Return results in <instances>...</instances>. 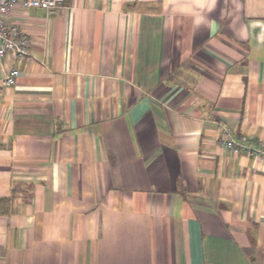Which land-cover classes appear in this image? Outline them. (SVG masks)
Returning <instances> with one entry per match:
<instances>
[{
    "label": "crops",
    "instance_id": "1",
    "mask_svg": "<svg viewBox=\"0 0 264 264\" xmlns=\"http://www.w3.org/2000/svg\"><path fill=\"white\" fill-rule=\"evenodd\" d=\"M7 20L0 264H264V0H64Z\"/></svg>",
    "mask_w": 264,
    "mask_h": 264
},
{
    "label": "built area",
    "instance_id": "2",
    "mask_svg": "<svg viewBox=\"0 0 264 264\" xmlns=\"http://www.w3.org/2000/svg\"><path fill=\"white\" fill-rule=\"evenodd\" d=\"M64 0H0V61L9 55L26 56L29 53V35L17 22L7 20V15L15 7L23 9H44L48 13L56 11ZM20 71L16 67L8 68L0 76V93L4 88L15 84ZM231 129L220 127L219 143L234 151H244L249 155H256L264 160V140H259L256 146L251 145L247 135L242 134L235 141L230 135Z\"/></svg>",
    "mask_w": 264,
    "mask_h": 264
}]
</instances>
